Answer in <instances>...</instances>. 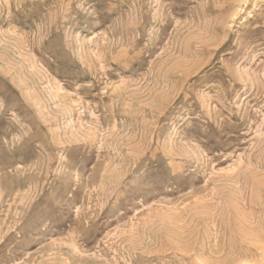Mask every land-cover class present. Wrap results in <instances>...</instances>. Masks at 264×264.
Wrapping results in <instances>:
<instances>
[{
	"label": "rangeland",
	"instance_id": "1",
	"mask_svg": "<svg viewBox=\"0 0 264 264\" xmlns=\"http://www.w3.org/2000/svg\"><path fill=\"white\" fill-rule=\"evenodd\" d=\"M0 264H264V0H0Z\"/></svg>",
	"mask_w": 264,
	"mask_h": 264
}]
</instances>
